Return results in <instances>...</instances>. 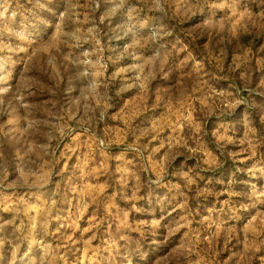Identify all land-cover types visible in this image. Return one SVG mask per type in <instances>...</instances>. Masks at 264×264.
<instances>
[{"label":"rangeland","instance_id":"rangeland-1","mask_svg":"<svg viewBox=\"0 0 264 264\" xmlns=\"http://www.w3.org/2000/svg\"><path fill=\"white\" fill-rule=\"evenodd\" d=\"M0 264H264V0H0Z\"/></svg>","mask_w":264,"mask_h":264}]
</instances>
